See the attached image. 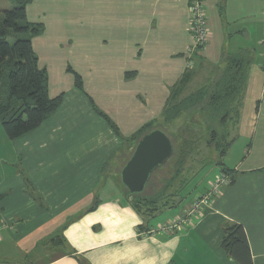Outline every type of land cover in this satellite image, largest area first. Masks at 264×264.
<instances>
[{"label": "crops", "instance_id": "crops-1", "mask_svg": "<svg viewBox=\"0 0 264 264\" xmlns=\"http://www.w3.org/2000/svg\"><path fill=\"white\" fill-rule=\"evenodd\" d=\"M189 1L28 4V21L44 25L32 44L48 72L49 96L63 100L16 139L0 129V264H240L220 245L225 221L244 227L253 264H264V0H204L210 37L198 55L189 50ZM241 50L253 61L236 102L237 138L224 157L235 182L181 230L163 232L210 191L220 166L201 171L180 206L148 222L118 185L113 161L121 164L116 156L133 147L128 138L161 117L187 70L194 76L186 91L199 88ZM69 68L82 77L84 91ZM238 140L244 144L237 147Z\"/></svg>", "mask_w": 264, "mask_h": 264}, {"label": "trees", "instance_id": "trees-1", "mask_svg": "<svg viewBox=\"0 0 264 264\" xmlns=\"http://www.w3.org/2000/svg\"><path fill=\"white\" fill-rule=\"evenodd\" d=\"M32 1L10 0V7H0V123L12 140L39 127L58 110L63 100V94L55 98L49 96L48 72L39 66L38 55L32 44L33 38L44 32L43 24L32 23L27 19L26 8ZM10 37L14 41L11 42ZM224 61V68L214 78L185 96L186 88L194 76L191 70H187L170 89L161 117L148 122L128 138L134 143V152L138 141L148 132L156 128L165 130L164 124L181 121L177 131L170 136L175 153L157 167L143 193L131 195L123 185L121 170L126 162L114 174L126 197L131 198L138 212L149 218L148 222L165 209L180 206L188 185L208 166H220L221 171L229 175L228 186L235 182L234 170L226 167L223 158L237 138L235 135L232 137V130L237 125L236 102L245 90L253 57L250 51L241 50L228 54ZM69 70L74 73L75 86L84 91L82 77L71 68ZM133 75L127 73L126 77ZM89 99L95 112L121 136L114 121L95 105L91 97ZM193 116L198 118L194 120ZM204 145L215 151L216 162L211 158L205 162L206 158L200 153ZM171 160L175 161L173 173L158 182L157 177L154 178L155 173ZM157 183H163L162 187L149 192L151 185ZM94 208L95 205L90 210ZM222 230L224 236L220 245L226 253L240 264H253L244 227L225 221Z\"/></svg>", "mask_w": 264, "mask_h": 264}, {"label": "water", "instance_id": "water-1", "mask_svg": "<svg viewBox=\"0 0 264 264\" xmlns=\"http://www.w3.org/2000/svg\"><path fill=\"white\" fill-rule=\"evenodd\" d=\"M174 153V142L164 130L156 128L148 132L121 170L123 185L131 195L143 193L153 172Z\"/></svg>", "mask_w": 264, "mask_h": 264}, {"label": "built area", "instance_id": "built-area-1", "mask_svg": "<svg viewBox=\"0 0 264 264\" xmlns=\"http://www.w3.org/2000/svg\"><path fill=\"white\" fill-rule=\"evenodd\" d=\"M190 10L192 14L190 31L193 36V43L189 50L191 54L202 51L208 43L210 34L207 24L206 9L204 6V0H190ZM262 46L264 47V40H262ZM230 178L226 173H221L217 181L210 188V191L200 196L193 203L192 207L188 210L187 214L178 220H172L169 224L162 227L163 232H171L172 230H181L184 224H188L190 217L199 215L201 211L209 206L214 196H217L229 185Z\"/></svg>", "mask_w": 264, "mask_h": 264}, {"label": "rangeland", "instance_id": "rangeland-1", "mask_svg": "<svg viewBox=\"0 0 264 264\" xmlns=\"http://www.w3.org/2000/svg\"><path fill=\"white\" fill-rule=\"evenodd\" d=\"M0 5L1 6H7L8 5V7H10L11 6V3H10V0H0ZM2 15H0V17H1ZM9 40L12 42V41H14V39L12 38V37H10L9 38ZM200 52H202V51H200ZM199 51L198 52H196V55H198L199 53H200ZM6 69H7V66H6ZM198 88L197 87H193L192 85L191 86H189V88H188V90L186 91V94H185V96L186 95H189V94H191V93H193V92H195L196 90H197ZM184 97V96H183ZM198 117H199V115H198ZM198 117H196V116H193V119L195 120V119H197ZM180 124H181V121L179 120V121H176L175 123H173V124H171V125H169V124H164V127H166L165 128V132L169 135V136H171V135H173L176 131H177V129L179 128V126H180ZM0 129H2V130H4L3 129V127H2V125H1V123H0ZM202 131L203 132H205L204 130H203V128H202ZM202 131H201V133H200V135H202ZM205 135V134H204ZM234 135L236 136V133H232V137H234ZM202 138V137H201ZM201 138L198 140V142H197V145L200 143V141H201ZM239 141V143H236V146L237 147H239V146H242L243 144H244V141L242 142L241 140H238ZM133 147L130 149V148H126L125 150H123V151H121V156L120 155H118V156H116V157H118V158H122V163L121 164H119V163H115V161H113V164H114V166L113 167H115L117 164V166L114 168V170H118L119 168H121V166L123 165V163L124 162H128L129 161V159L131 158V156H132V152H133V148H134V143H133V145H132ZM201 154L203 153V155H204V158H206V161L205 162H209V159L208 158H211V159H214V162H216L217 160H216V153H215V151L214 150H210L209 149V147H207V146H203V148H202V150H201V152H200ZM209 153H211V156H209L210 154ZM199 156H200V154H199ZM172 161V160H171ZM223 161H224V158H223ZM175 163V161H172V162H170L169 164H167L166 165V167H163L162 168V170L165 168V170H161V171H158V172H156L155 173V175H154V178H156L157 177V181L158 182H162V180H163V177L164 176H167L168 178L170 177V175L173 173V170H174V163ZM198 162H200V161H198ZM125 163V164H126ZM124 164V165H125ZM124 165H123V167H124ZM107 170H108V168H107ZM109 172H111L110 170H109ZM108 172V173H109ZM209 171H207L206 172V174L208 173ZM165 173H166V175H165ZM24 174H25V172H24ZM205 174V175H206ZM210 174H211V172H210ZM212 175V174H211ZM162 185H163V183H157V184H155L154 186H156V188L153 186V185H151V188L150 189H148L149 190V192H151L152 193V191L153 190H155V189H159V188H161L162 187ZM205 194V193H204ZM203 195V194H202ZM200 197V196H199ZM198 197V198H199ZM197 198V199H198ZM168 211H170V210H166V211H164V212H168ZM162 213V215L163 214H165V213ZM161 214L159 215V217L160 216H162ZM158 217V218H159ZM217 235H218V233H217ZM198 255V254H197ZM196 255V256H197Z\"/></svg>", "mask_w": 264, "mask_h": 264}]
</instances>
